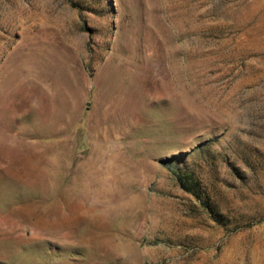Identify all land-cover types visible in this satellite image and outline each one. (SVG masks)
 Returning <instances> with one entry per match:
<instances>
[{
  "label": "rangeland",
  "instance_id": "rangeland-1",
  "mask_svg": "<svg viewBox=\"0 0 264 264\" xmlns=\"http://www.w3.org/2000/svg\"><path fill=\"white\" fill-rule=\"evenodd\" d=\"M0 264H264V0H0Z\"/></svg>",
  "mask_w": 264,
  "mask_h": 264
},
{
  "label": "trees",
  "instance_id": "trees-1",
  "mask_svg": "<svg viewBox=\"0 0 264 264\" xmlns=\"http://www.w3.org/2000/svg\"><path fill=\"white\" fill-rule=\"evenodd\" d=\"M175 158V157H174ZM176 182L179 188L192 196L193 198L201 201L207 210L211 212L207 202L203 200L204 192L201 188V181L192 172H184L183 170H173Z\"/></svg>",
  "mask_w": 264,
  "mask_h": 264
}]
</instances>
